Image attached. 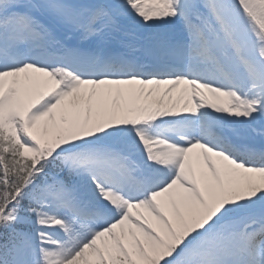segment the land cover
Listing matches in <instances>:
<instances>
[{
    "label": "snow or ice",
    "instance_id": "snow-or-ice-1",
    "mask_svg": "<svg viewBox=\"0 0 264 264\" xmlns=\"http://www.w3.org/2000/svg\"><path fill=\"white\" fill-rule=\"evenodd\" d=\"M0 264H264V0H0Z\"/></svg>",
    "mask_w": 264,
    "mask_h": 264
}]
</instances>
